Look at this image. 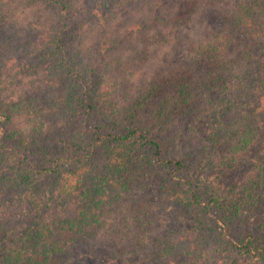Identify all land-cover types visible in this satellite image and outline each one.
Wrapping results in <instances>:
<instances>
[{"label":"trees","instance_id":"16d2710c","mask_svg":"<svg viewBox=\"0 0 264 264\" xmlns=\"http://www.w3.org/2000/svg\"><path fill=\"white\" fill-rule=\"evenodd\" d=\"M138 1L0 0V55L20 38L14 6L40 4L50 23L39 28L27 49L31 61L40 59L39 69L52 72L43 87L49 102L34 96L11 100L9 69L0 62V264H64L82 243L95 257L115 259L120 250L113 243L95 240L101 219L125 192H143L150 181L186 212L196 234L235 227L243 205L258 199L255 185L264 189V145L258 147L256 169L244 178H227L235 189L241 185V193L229 200V185L214 180L203 185L196 174L184 177L187 146L179 133L172 136L183 126L207 129L215 119L208 114L211 108L232 105L223 95L232 85L227 70L237 63V57L229 58L238 35L249 37L243 56L257 62L252 71L259 68L257 90L264 96V2L233 0L232 7L218 10L216 19L229 32L192 41L186 48L191 56H174L178 60L170 65L173 49L165 51L168 60L157 55L177 31L201 18L200 2L144 0L148 8L143 9ZM120 13L130 24H115ZM88 30L95 33L87 40ZM231 114L218 112L213 140L224 129L245 147L264 131V113L262 125L246 127L250 115L236 125L228 121ZM21 117L29 118L30 126L14 123ZM231 160L219 167H232ZM71 201L70 212L49 218L52 206L66 208ZM253 231L245 226L237 239H228L232 232L219 233L227 239L221 244L226 255L237 250L251 264H264V240ZM153 252L152 262L178 264L166 261L172 252L168 243ZM188 262L189 257L182 264Z\"/></svg>","mask_w":264,"mask_h":264},{"label":"rangeland","instance_id":"374dc122","mask_svg":"<svg viewBox=\"0 0 264 264\" xmlns=\"http://www.w3.org/2000/svg\"><path fill=\"white\" fill-rule=\"evenodd\" d=\"M183 0H169L172 5H181ZM233 0H199V13L201 18L193 20L191 25L181 28L177 31L169 45L164 52L160 51L157 59L167 57L165 51L174 50L173 57L167 64H174L177 56L182 54L184 58L191 56V52L186 50L191 45V42L199 39H212L213 36L221 32L226 35L229 30L221 29L222 25L220 19H216V12L222 8H228ZM260 0H255L259 2ZM264 2V0H262ZM204 2V3H201ZM142 8L147 9L148 3L144 0L138 1ZM33 5L27 9L13 10V20L21 28L19 31L20 38L16 40L14 48L3 50L0 55V62L6 65L9 69L7 79L8 90L7 94L11 100H18L23 96L35 97V99L49 102L50 97L48 93H44L43 87L49 81V76L52 72L47 69H39L37 63L39 58L31 61L29 58L28 42L32 39L38 38L40 27L49 24V15L43 12L41 6ZM226 5V6H225ZM13 7V8H14ZM232 7V6H230ZM129 8V7H128ZM130 9V8H129ZM142 9V10H143ZM133 9H131L132 11ZM126 9L124 10V12ZM84 13V17H85ZM119 16V15H118ZM124 16L120 13V18L115 24H130V18L127 14ZM95 32L93 30L87 31V40L90 35ZM134 42L135 39L133 38ZM133 42V44H134ZM250 42L249 37L245 35H238L235 42L236 49L230 53V60L237 57V63L232 64V67L227 77H230V90L223 95L226 100H232L229 104L220 102L216 107L210 109V114L213 120L210 121V126L207 129L203 127L192 131L186 126L180 129V132L172 130V136L175 132L183 139L187 148L185 152L189 163L187 165V172L184 177L188 180L192 175L205 185L214 180L216 184L231 187L228 189L232 194L228 197L229 200L234 199L237 193H241L240 186H230L227 178H244L246 171L256 169L255 160L259 159L258 147L264 145L262 136L263 130L257 132L255 137L247 146H243L242 139L230 136L222 130L219 135L213 140V129L218 125L216 115L218 112L224 113L231 110V115L228 121L232 120L231 124H241L243 118L248 116L249 120L244 122L246 126L262 125V114L264 113V96L257 90V76L260 75L259 68L253 72L257 67V62L252 59H247L243 55L242 48ZM90 46V45H89ZM229 47V43L226 45ZM30 49V48H29ZM186 63L189 61L186 60ZM255 73L256 78L250 76L252 72ZM251 72V73H249ZM249 73V74H248ZM264 74V72H263ZM250 77H249V76ZM11 82V83H10ZM43 93L46 95L44 97ZM230 109H229V108ZM254 113H251L252 110ZM235 113V114H234ZM210 116V117H211ZM237 118H234L236 117ZM39 118V117H38ZM36 119L38 121L39 119ZM238 121V123L236 122ZM16 122V123H15ZM31 120L26 117L14 119L15 124H20L23 128L30 126ZM186 140V142H185ZM202 140L206 144L202 145ZM234 161L232 167L223 165L219 167V162L231 159ZM231 160V162H232ZM196 168H201L198 174ZM219 176V177H218ZM218 177V178H217ZM243 181V179L241 180ZM258 188L256 193L258 199L253 205H243L245 207L243 214L240 217L241 221L235 227L227 226L224 230H213L209 233L205 230L203 234H196L192 229V222L190 217L180 210L175 202L166 196L155 181H150L149 186L145 191L140 193H132V191L125 192L123 198L118 202L110 205L108 214H104L101 219V227L97 232L96 241L113 243L119 250L120 254L115 255V259H108L105 257H95L89 253L90 247L86 244H81L80 247H75L68 261L64 264H159L160 261H154L153 251L162 244L168 243L171 246L172 252L168 256L170 259L166 261H174L182 264V261L189 257V262L185 264H251L252 261L237 250L232 255H226L222 237L219 233L232 232L228 239H237L236 236L239 231L245 226H251L255 231L254 234L264 240V189ZM73 208L72 201L68 203L66 208H61L56 205L52 206L48 211L49 218L58 215L67 214ZM20 217V214H17ZM29 221L30 217L25 216ZM220 226H225L218 223ZM219 227V226H218ZM217 227V228H218ZM231 235V237H230ZM96 243V242H95ZM221 246V247H220ZM166 261H162L165 262Z\"/></svg>","mask_w":264,"mask_h":264}]
</instances>
